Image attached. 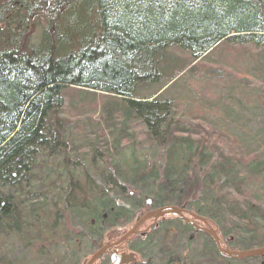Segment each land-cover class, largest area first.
Returning <instances> with one entry per match:
<instances>
[{"label": "trees", "instance_id": "1", "mask_svg": "<svg viewBox=\"0 0 264 264\" xmlns=\"http://www.w3.org/2000/svg\"><path fill=\"white\" fill-rule=\"evenodd\" d=\"M41 19L42 30L24 46L25 27ZM222 42L248 45L244 61L264 66V0H0V235L31 250L32 239L48 234L45 220H66L77 229L71 240L84 239L89 249L94 234L97 240L172 205L205 218L223 247L264 245V154L245 157L264 147V89L250 88L264 68L224 77L225 98L214 104L189 87L178 88L179 100L164 90L177 74L193 73L195 61L212 62L209 53ZM69 87L81 90L69 99L75 105L83 91L110 96L98 117L109 130L66 122ZM142 89L154 91L139 97ZM198 113L210 123H191ZM245 118L258 129H246ZM186 216L190 222L145 220L131 249L146 264H205L206 254L221 264H264V253H219ZM194 237L206 247H196L191 261L179 243ZM0 253V264H14L7 250Z\"/></svg>", "mask_w": 264, "mask_h": 264}, {"label": "rangeland", "instance_id": "2", "mask_svg": "<svg viewBox=\"0 0 264 264\" xmlns=\"http://www.w3.org/2000/svg\"><path fill=\"white\" fill-rule=\"evenodd\" d=\"M43 21L45 20L41 19L40 22H36V23L34 22L35 24L31 23L30 26L28 24V26L25 27L26 28L25 30H27V32L25 34V38L21 40L24 46L26 45L28 46V44L29 45L31 44V42L27 41L28 37H31V36L37 37V34L39 33L40 29L42 30L44 26ZM249 48L250 47H248V45L239 46L236 44H226L222 42L218 44V46H216L209 53V56L212 58V62L200 63L198 61H195L193 65L196 67V69L193 71V73L187 74L186 76H184L183 74L182 76L181 74H177L175 78L167 84L164 90L168 94L169 93L171 94L169 98H172V99L176 98L177 100H179V95H178L179 92H177L178 88L188 89L189 87V89L193 91L203 92V94H205L206 97L214 104V101L217 98L218 100L225 98L226 91L224 90H226L227 86L229 85L223 83L224 77L227 78V80H229L230 78H233L232 76H234V74H236L237 72H239L240 74L245 73L246 71L251 72L250 69H252L253 72L263 71L264 66H263V63H261L262 61H260V59H258L256 62L250 61L251 65H248V62L244 61V58H243L245 57L244 53L246 55V50ZM170 52L174 54L175 56L186 58V55H185L186 53L179 49H171ZM256 52L257 51L254 50L252 55L256 54ZM247 55L250 56L249 54ZM258 77H257L258 80H256L258 83L251 84L252 86H254V87H250L253 90V92L254 90L255 92H258L260 90L263 91L264 89V85H259V82L264 84V75L261 73V75ZM173 84H175V87H176L174 90H173ZM243 84L244 82L241 81V85ZM259 86H263V88H260ZM170 87H172V89H170ZM79 91L81 90L76 89V88H70V87L65 90V93H64L65 94L64 95L65 104H64L62 117L65 118L66 122L70 123L72 127L73 126L80 127L82 125L84 126L85 124L93 126L94 124H96V126L98 127L99 125H101L104 127L105 130H109L105 125V119H103V117L101 118H98V117H100V109H99L100 104L102 103V101L104 102L108 100L110 96L105 95V93L103 94V92H100V91L99 92L83 91L81 92L83 99L81 101H78L76 105L71 104L69 99L74 94H77V92ZM153 91L154 90L150 91V90L142 89L141 91L137 92V95L139 97H144L148 94H152ZM160 92H158L156 95L160 94ZM248 92L252 93V91H249V90ZM73 102H76V99ZM256 109L257 108H254L253 111H255ZM187 110H190V109H187ZM100 119H103V120H100ZM210 119L211 117L198 113V116L196 117L195 115V118L191 121V123L197 124V123H203L204 121L210 123L211 121ZM246 119L248 118L243 119V122L246 125V129L251 128V127H253L252 129L254 130L255 128L258 129V127H256L257 126L256 121L248 120L246 122ZM108 140L110 144L113 141L110 138H108ZM136 142H139L137 146H140V145L143 146L142 139L140 138V136H137ZM249 142H251V144L249 145L247 143V146L248 147L251 146L250 149H253L254 144H255L254 140L249 141ZM258 149H259L258 153H253V154L247 153L245 157L247 156L249 160L250 158H252V156L256 158V156L258 155H263L264 147L258 148ZM137 150H139V153L142 151L140 149H137ZM260 153H263V154H260ZM250 154L252 155L250 156ZM126 155L129 156L128 153H126ZM160 158H161V154L155 157V161H159ZM131 165L133 167V164ZM196 221L200 225L204 226L200 221L198 220ZM45 222H44L46 225L45 229L48 232V234H46L45 236L40 235L38 239L36 240L32 239L33 248L31 250L22 248L20 239L15 240L14 242H12V240L11 242H8L7 239H5L3 236L0 235V248L2 247L3 249L7 250L8 253L9 252L11 253V254L7 253L5 257L7 256L9 257V255L12 256L13 258L12 260L14 264H21L20 262H22V264H44L42 263L43 261L46 262L45 264H49L50 261L57 263L63 256V259H64L63 264H69L70 260H72L71 254L72 252L75 253V250L79 247V244L75 240L77 238H74L71 240V237L70 235H68V232L70 231L72 234H76L77 229L71 225L72 223L67 222L66 220L57 221L56 219L54 221L53 219H49L48 221L45 220ZM133 222L134 221H132V223H129L128 225H121L120 227L116 229H112L113 231H111V233L114 235V238L118 239L124 232H126L131 227ZM44 223L42 224V227ZM150 223L151 222L148 220L147 222L143 224L142 227H145L149 225ZM34 228L35 226H32V228L29 229V233L32 238H33V234L37 233V230H35L34 232ZM56 231H59V232H56ZM193 239H195V241L191 245L187 244L185 241H182L179 243L180 245H182L181 248L184 249V256L188 257V259L191 257L190 259L191 261H192V258L196 255V247L199 246V250H198L199 252H200V249L203 250L202 245L204 246V248L206 247V244L202 239L197 238V237H194ZM174 243H172L173 247H175ZM7 244H9V248ZM34 252H36L37 254V257L35 259L31 257L34 254ZM39 254L43 256H40ZM210 256L211 255L206 254L205 264H213V263L221 264L219 263L220 261L216 257H213V260H211L213 261V263L209 261ZM0 257H2L1 253H0ZM17 258H21V259H17ZM35 260H37V263L35 262ZM136 261L137 262L135 264H146L144 260L140 256H137V255H136ZM173 262L175 264H178L175 261Z\"/></svg>", "mask_w": 264, "mask_h": 264}, {"label": "flooded vegetation", "instance_id": "3", "mask_svg": "<svg viewBox=\"0 0 264 264\" xmlns=\"http://www.w3.org/2000/svg\"><path fill=\"white\" fill-rule=\"evenodd\" d=\"M152 210L155 209H149L148 211H152ZM131 227L128 230H130ZM109 229L110 230L104 233V235L101 238H98L97 240H96V234H94V238H91L92 242L90 244L89 249L83 248L82 244L84 242V239L83 242H80L78 239H75L79 244V247L75 250V252L80 256V259L70 260L69 264H72L74 262L76 264H89V262L92 260L93 257H94L93 261L90 264H116L117 262H119V264H135L137 262L136 255L137 256L139 255L135 251H133L129 245V241H130L129 238L132 234L127 236L121 242H118V240L122 236H124L128 230L124 232L118 239H115L114 235L111 233V231L113 230L111 228ZM98 252L100 253L97 254ZM130 255L131 258L129 259L128 256ZM120 256H124V257H120ZM117 257H119V260L121 259L122 260L119 261Z\"/></svg>", "mask_w": 264, "mask_h": 264}, {"label": "water", "instance_id": "4", "mask_svg": "<svg viewBox=\"0 0 264 264\" xmlns=\"http://www.w3.org/2000/svg\"><path fill=\"white\" fill-rule=\"evenodd\" d=\"M151 199L148 197L144 198V204L145 205H150L151 204ZM165 215H176L179 216L181 218H183L186 222H190L189 218L186 216L188 215L189 217L193 218L194 220H198L200 221L204 226H198L196 224L192 225L197 228L200 231H203L205 233H207L214 245L216 246L217 250L219 253L224 254L228 257H235V258H244V257H252V256H259L262 255L264 253V245L260 246V247H254V248H250L247 250H242V251H235V250H229L228 248H223L222 244H221V240L220 237L218 236L216 230L208 223V221L201 217V216H197L192 212L189 211H184L180 208H177L175 206H169V207H164V208H159V209H155L152 211L147 212L145 215H143L141 218H139L135 224H133V226L131 227L130 230H128L124 236H122L118 242H121L123 239H125L127 236L133 234L135 232V229L145 220L149 219V218H153L154 221H156V219L163 217ZM117 242V243H118ZM120 257H124V256H120ZM129 259L131 258V255L128 256ZM94 258V257H93ZM92 260L89 262V264L93 261ZM117 259L119 260V257H117ZM122 260V259H121ZM119 260V261H121ZM128 261V259H127ZM125 261V262H127ZM116 264H119V262H117Z\"/></svg>", "mask_w": 264, "mask_h": 264}, {"label": "bare ground", "instance_id": "5", "mask_svg": "<svg viewBox=\"0 0 264 264\" xmlns=\"http://www.w3.org/2000/svg\"><path fill=\"white\" fill-rule=\"evenodd\" d=\"M145 197L150 198L148 195H144L143 200H144ZM150 199H151V198H150ZM151 200H152V199H151ZM145 206H150V205H145ZM171 206H172V205H171ZM164 207H169V206H164ZM164 207H162V208H164ZM175 207H177V206H175ZM177 208H180V207H177ZM180 209H182V210H184V211H188V210H186L185 208H180ZM147 212H149V211H147ZM147 212H146V213H147ZM146 213H145V214H146ZM145 214H144V215H145ZM141 217H142V216H141ZM223 248H228V247H223ZM228 249H229V250H233V249H230V248H228ZM235 251H242V250H235ZM99 253H100V252H98L97 254H99Z\"/></svg>", "mask_w": 264, "mask_h": 264}]
</instances>
